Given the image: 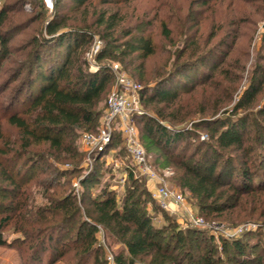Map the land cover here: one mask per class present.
<instances>
[{
    "label": "trees",
    "instance_id": "obj_1",
    "mask_svg": "<svg viewBox=\"0 0 264 264\" xmlns=\"http://www.w3.org/2000/svg\"><path fill=\"white\" fill-rule=\"evenodd\" d=\"M128 1L54 0L55 15L45 28L46 34L33 35L18 50L8 39L12 31L19 30L9 28L10 12L14 8L10 3L0 6V67L4 60L9 61L10 82L16 81L23 72L25 76L0 118V230L15 224V232L22 234L21 243L29 250L35 264H42L46 252L56 253L54 260L62 259L65 264H107L98 237L99 227L120 242V249L114 252L116 264H136L135 259L140 256L151 257L150 264H183L187 258L196 264H225L214 256L213 250L204 251L196 260L187 249L189 242L199 248L197 241L205 236L203 228L187 229L186 233L176 229L167 235L170 224L163 227L154 224L147 211L146 196H152L150 189L138 183L133 165L128 167L132 185L127 188L122 202L109 186L99 185L100 195L94 197L91 184H96L100 152L93 155L95 168L89 174H83V166L53 170L52 174L62 176L79 174L83 188L79 198L75 191L60 190V181L56 184L52 181L49 187L54 191L48 197L45 211L34 212L37 217L31 216L29 211L27 182L34 172L50 164L44 156L33 152L32 146L46 143L53 150L51 156L80 163L83 156L73 137L78 130L93 129L98 124L101 112L97 105L109 81V73L90 71L83 57V49L95 33L105 42L99 60L111 57L122 61L130 59L129 64L137 60L144 63L156 53L151 37L135 34L128 28L119 30L125 17L117 6ZM42 2L30 24L43 17L47 7ZM168 23L163 22V33L172 40ZM185 42L176 51L170 67L166 65L155 72L151 80L157 83L141 91L142 106L152 108L153 114L133 117L135 124L138 120L142 123L139 139L147 154L157 156L158 169L174 171L176 186L195 199L203 216L232 225L240 222L264 225V153L258 149L264 148V103L254 112L258 97L264 92V68L260 75L257 70L252 72L249 87L229 109L240 83L236 81L237 87L222 89L224 83L217 81L218 77L222 81H233L228 70L231 64L226 62L229 53L224 56L217 50L200 53L197 41ZM15 54L20 56L19 60L12 57ZM218 57H222L220 62L213 60L205 67L208 60ZM233 67L244 69L241 63ZM140 69L139 79L149 83L145 65ZM22 92L27 100L26 108L10 112ZM195 95H201V101L194 112L188 99ZM195 113L204 119L192 123L190 128L174 130L169 126L192 121ZM3 121L17 128V138L6 141ZM199 129L207 131L208 140L197 141L189 153L187 147L195 142L193 138L199 134ZM186 142L188 144L180 149ZM109 146L112 142L106 150ZM21 171L25 172L24 177H20ZM236 174L237 180L234 179ZM86 199L90 209L83 211ZM82 213L86 215L78 224L75 236L63 241L71 232L67 226ZM263 237L261 228L233 239L221 236V248L237 253L236 264H264V252L252 256L248 249L249 245L257 248ZM6 244L0 231V246ZM172 245L175 252L170 249ZM48 264H54L53 260Z\"/></svg>",
    "mask_w": 264,
    "mask_h": 264
},
{
    "label": "rangeland",
    "instance_id": "obj_2",
    "mask_svg": "<svg viewBox=\"0 0 264 264\" xmlns=\"http://www.w3.org/2000/svg\"><path fill=\"white\" fill-rule=\"evenodd\" d=\"M3 3H10L11 7L14 8L10 12V20L12 24H9V28L19 30L15 32L11 30L12 33L9 34L8 39H10L9 44L13 45L17 50L22 48L33 35H45V28L48 25V22L50 23L54 19L55 11L45 8L43 10V17L30 24V21L37 16V13H39L40 9L38 7L39 4L43 3L42 0H0V6ZM98 7L103 9H114L111 6ZM117 7L125 17V21L122 23L119 30L122 31L123 29L126 30L128 28L132 29L135 34H144L147 37H151L156 48V53L144 63L142 60H137L134 64H129L130 59L122 61L111 57L99 60L98 55L105 47V42L100 38L97 32L92 41L84 47L83 57L88 61V69L93 72L107 71L109 73V81L107 82L102 98L97 105V109L101 112V115L98 117V124L96 127L93 129L84 128L78 130L73 137L77 147L81 151L83 162L62 161L51 156L53 150H50L46 143L32 146L31 149L33 152L44 156L50 163L49 165H44V170L40 169L37 172H34V176L27 182L29 192V211L32 212L33 215L31 216L33 217L37 215L35 214L36 212H43L48 206V197L52 195L54 191V189L49 187L52 181H54V184L60 181V190L75 191L78 198L82 195L83 188L78 179V173L65 176L52 173L53 170L55 171V168L60 170H71L76 166H83L85 168L84 175L94 171L95 166L93 155H95V151L84 143L83 136L85 134H93L97 136L103 127V118L107 111L108 98L115 89H118L114 67H119L121 72L128 75L132 80L141 83L143 87L148 85L153 86L157 83V81L155 82L151 80L152 77H154L155 72L161 70L163 66L167 65L170 67V63L173 61L177 53L176 51L187 43L185 41H197V44L199 43L198 47L200 53L207 54L210 51L216 52V50L221 52V54H223L222 56L229 53L226 62L231 64V66L228 67V70L231 73L230 76L233 81H222L219 77L217 79L218 83H224L222 89L228 86L234 88L236 86V81H239L240 83V85L238 84V87L236 86L237 90L235 92V99L229 106V109L233 108L237 98H239L249 87V79L251 78L252 72L257 70V74L260 75L262 73L261 70L264 68V0H130L126 3L119 4ZM60 12H58L57 15H59ZM164 21L169 22L168 25L172 31V40L167 39L164 36L162 27ZM96 47H98V51L95 53L94 49ZM193 48H195V46ZM109 49L116 51V48ZM12 57L18 60L20 59L18 54L13 55ZM183 59H181V61ZM221 59L222 57L208 60V64L205 67L209 66L213 60L220 62ZM238 63L243 65V70L233 67V65H237ZM142 65H145L147 79L151 80L149 83H145L139 79L141 75L140 68ZM11 69L9 61L4 60L0 67V118L3 116L2 113L4 110H6V104L9 102L16 88L25 77L23 72L16 81L10 82L11 74L9 72H11ZM200 101L201 95H195L193 98L191 97L188 99V103L190 107L193 108L194 112ZM26 102L27 100H25L24 93L22 92L18 99L13 103L10 112L23 111L26 108ZM263 103L264 92L259 95L254 112L257 111L259 106L263 105ZM142 110L145 114H153L152 108L147 107L145 104H143ZM193 115L192 121L189 120L182 124H171L172 126H169L174 130H182L190 128L192 123L204 119L199 113ZM219 115H221V113ZM2 123L6 141H8V139L9 141H12L14 138L18 137L19 132L17 128L9 125L6 121H3ZM136 127L139 136L142 132V123L140 120L137 121ZM113 128L112 146H109L110 148L104 150L103 153H99L101 158L99 160L98 169L97 171L95 170L97 179L96 184H91L92 194L94 197H98L101 191L99 185L109 186L110 189L115 192L119 202H122L127 188L132 185L129 180L128 167L131 165L134 166L135 161L131 156V153L127 150V140L119 130V125L114 124ZM198 133L199 134L193 138L195 142L187 147L189 153L194 149L197 141L208 140V134L205 129H199ZM185 144L187 145L188 142L180 146V149L184 147ZM141 145L143 146L142 143ZM261 147L258 149L262 150V153H264V148ZM156 157L157 156L153 153H148V164L156 170L169 187H173L183 193L184 203L182 205L172 204V211H166L158 206L152 196H146L148 201L147 211L152 216L154 224L158 227L170 224L171 227L167 228L166 231V234L168 235L176 229L186 233L187 229L197 228L198 226L192 224V219H202L205 222L206 227H201L204 229L205 236H202V238L197 241L200 244L199 248H196L191 242L186 246L187 249L192 251L194 259H199L204 251L213 250L214 256L219 257L225 264H236L234 260L235 256H238L237 253L232 250L229 252L222 250L220 237L223 236L227 239L236 238L226 236V231L232 232L231 230L249 222H237L238 224L234 223V225H232L228 221L206 218L203 216L198 209L195 199L191 198L188 193H184L178 186H176L177 183L173 178L175 177L174 171L172 169H158ZM253 157L256 159V152L253 154ZM134 169L135 178L138 179V183L146 190L151 189V184L140 174L138 167L134 166ZM24 173V171H21L20 177H24ZM237 177L238 175L236 174L234 179L237 180ZM82 207L83 211L90 207L87 199L82 204ZM85 215V213L80 214L71 226H67V230H71V232L63 238V241L72 239L75 236L77 226ZM14 226L15 224H11L10 226L3 228V230H0L7 241L6 245L0 246V264H35V260H31V253L28 249L24 248L25 246L21 243L22 234L15 232ZM211 227L217 229L222 227L228 228L217 231ZM210 236L213 237V239H210ZM117 241L116 237L110 233L105 234L106 245L113 252L120 249V242ZM173 241L175 240L173 239ZM170 249L175 252L173 245ZM248 249L252 256L263 253L264 237L261 239L260 245L257 248L249 245ZM55 258L56 253L52 255L50 252H46L42 256V264H48V261L50 260H53L54 264H65V261H62V259L56 261L54 260ZM150 259L151 257L140 256L135 259V263L150 264ZM187 262H190L189 264H196L192 259L188 261V258L183 264H186ZM250 264H253V262H250Z\"/></svg>",
    "mask_w": 264,
    "mask_h": 264
},
{
    "label": "built area",
    "instance_id": "obj_3",
    "mask_svg": "<svg viewBox=\"0 0 264 264\" xmlns=\"http://www.w3.org/2000/svg\"><path fill=\"white\" fill-rule=\"evenodd\" d=\"M46 7L53 9L54 0H43ZM98 47L94 49L96 53ZM118 89H115L108 98V107L106 114L103 118V127L99 131L98 135L85 134L83 136L84 143L89 146L93 151L102 152L107 149V146L113 140V126L119 125V130L123 133L127 140V150L131 153L135 161V165L139 169V172L144 176L151 184V195L157 202L159 207L166 211H172V204H183V193L173 187H169L163 179L159 176L155 169L148 164L147 152L144 146L141 145L138 136V130L133 120L135 115L144 114L142 110V97L141 91L143 86L140 83L132 80L128 75L121 72L119 67H114ZM170 171V170H169ZM168 171V172H169ZM174 213V212H173ZM176 213V212H175ZM192 224L198 227H206L205 222L202 219H192ZM214 230H225L224 228H213ZM264 233V225L259 223H246L241 225L232 232L226 231L228 237H238L245 232L255 231L260 229ZM99 239L101 244L105 248V258L107 264H116L115 254L105 242L104 230L99 227Z\"/></svg>",
    "mask_w": 264,
    "mask_h": 264
}]
</instances>
